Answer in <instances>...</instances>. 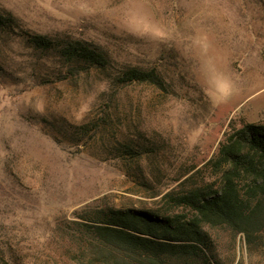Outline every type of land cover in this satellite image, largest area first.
I'll use <instances>...</instances> for the list:
<instances>
[{"label": "rangeland", "instance_id": "rangeland-1", "mask_svg": "<svg viewBox=\"0 0 264 264\" xmlns=\"http://www.w3.org/2000/svg\"><path fill=\"white\" fill-rule=\"evenodd\" d=\"M0 13L14 25L0 33V264H86L74 212L178 213L164 195L213 183L227 128L264 124V0H0ZM24 35L87 42L164 89L98 70L60 81ZM91 122L76 143L70 127ZM251 207L248 234L205 229L208 260L264 264V197Z\"/></svg>", "mask_w": 264, "mask_h": 264}, {"label": "trees", "instance_id": "trees-1", "mask_svg": "<svg viewBox=\"0 0 264 264\" xmlns=\"http://www.w3.org/2000/svg\"><path fill=\"white\" fill-rule=\"evenodd\" d=\"M13 29V19L0 13V33H12ZM24 36L32 50L53 58V68L65 71L60 81L75 73L98 70L110 73L108 79L119 88L137 83L164 89L163 80L154 70L123 67L87 42ZM92 126V122L72 126L70 134L79 143L96 130L97 126ZM206 167L213 173V183L186 193L177 189L164 195L163 200L178 213L92 206L74 212L72 225L81 237L79 247L88 256L86 264H200L201 260L217 264L205 257L209 249L205 229L227 226L248 234L257 211L251 203L264 197V124H245L237 129L229 126Z\"/></svg>", "mask_w": 264, "mask_h": 264}]
</instances>
